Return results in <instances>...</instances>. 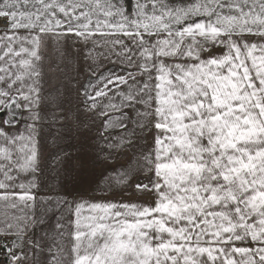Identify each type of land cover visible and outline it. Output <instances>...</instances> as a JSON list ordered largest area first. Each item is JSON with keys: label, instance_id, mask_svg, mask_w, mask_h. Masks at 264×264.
I'll return each instance as SVG.
<instances>
[{"label": "snow or ice", "instance_id": "obj_1", "mask_svg": "<svg viewBox=\"0 0 264 264\" xmlns=\"http://www.w3.org/2000/svg\"><path fill=\"white\" fill-rule=\"evenodd\" d=\"M0 259L264 264V0H0Z\"/></svg>", "mask_w": 264, "mask_h": 264}, {"label": "rangeland", "instance_id": "obj_2", "mask_svg": "<svg viewBox=\"0 0 264 264\" xmlns=\"http://www.w3.org/2000/svg\"><path fill=\"white\" fill-rule=\"evenodd\" d=\"M132 2L134 3V2H135V0H132ZM176 3H177V4H180V3H181V0H176ZM69 187H72V185H71V184H69Z\"/></svg>", "mask_w": 264, "mask_h": 264}, {"label": "built area", "instance_id": "obj_3", "mask_svg": "<svg viewBox=\"0 0 264 264\" xmlns=\"http://www.w3.org/2000/svg\"><path fill=\"white\" fill-rule=\"evenodd\" d=\"M0 264H2V259H0Z\"/></svg>", "mask_w": 264, "mask_h": 264}]
</instances>
